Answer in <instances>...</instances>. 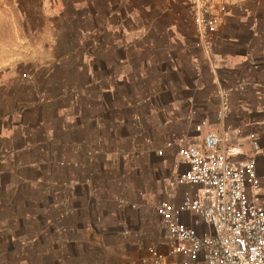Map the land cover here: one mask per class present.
Returning a JSON list of instances; mask_svg holds the SVG:
<instances>
[{
  "label": "crops",
  "instance_id": "obj_1",
  "mask_svg": "<svg viewBox=\"0 0 264 264\" xmlns=\"http://www.w3.org/2000/svg\"><path fill=\"white\" fill-rule=\"evenodd\" d=\"M111 3L0 0V264H139L145 247L152 245L136 246L140 225L130 223L129 210L139 206L115 192L108 157L115 150L120 158V152L139 156L140 144L121 148L113 147V141L122 126L142 133V111L157 112L156 103L148 102L147 108L145 97L116 100L97 86L94 93L72 91L65 78H58L56 91L51 90L49 68L64 64L55 62L45 47L37 56L28 39V21H75L81 14L93 21L103 14V5L107 13L98 18L108 21ZM49 31L50 36L61 35L55 26ZM122 33L121 47L127 48L130 44L123 41L129 35ZM231 40L235 45L238 38ZM110 44L99 51L114 50ZM34 63L46 70L42 88L19 83L18 65L36 67ZM190 100L169 99L166 105L158 104V111L168 112V122L175 121ZM119 197L128 205H121Z\"/></svg>",
  "mask_w": 264,
  "mask_h": 264
},
{
  "label": "rangeland",
  "instance_id": "obj_2",
  "mask_svg": "<svg viewBox=\"0 0 264 264\" xmlns=\"http://www.w3.org/2000/svg\"><path fill=\"white\" fill-rule=\"evenodd\" d=\"M123 1L111 0L108 21L98 18L107 13L104 5L103 14L93 21L86 14L75 21H28L31 32L28 39L38 49L37 56L41 57L45 47L55 62L64 64V68L59 65L52 69L55 64L49 68L54 77L51 90L56 91L58 78H65L64 84L72 91L91 89L94 93L97 86L113 93L116 100L145 97L149 99L147 108L148 102L156 103L158 109L152 115L145 109L142 111L145 114L142 133L122 126L120 135L130 139L117 141L118 135L113 141V147L121 148L130 142L140 144L139 156L124 157L120 152V158L115 150L108 157V164L113 162L109 174L114 176L115 192L139 206L129 210L130 223L140 225L141 232L133 230L138 233L136 246L158 245L163 233L154 210L166 192L173 190L176 149L167 150L162 157L154 151L165 141L190 134L193 124L200 119L218 128V85L229 91L231 117L226 124L231 130L240 128L244 134L257 135L259 150L255 157L264 193V0H236L229 23L212 36L208 55L196 46L192 12L183 0ZM47 25L57 27L61 35L50 36ZM122 31L129 35L123 41L124 45L130 44L125 45L127 48L121 47ZM233 37L238 38L235 45L231 43ZM106 44H114V50L99 51ZM34 65H18L19 83L42 88L46 70ZM243 79L256 82L258 87H247L241 92L230 90ZM186 97H191L190 103L181 106L177 120L168 122V112L158 111L162 109L158 104ZM233 135L229 136L234 143L249 150L248 140Z\"/></svg>",
  "mask_w": 264,
  "mask_h": 264
},
{
  "label": "built area",
  "instance_id": "obj_3",
  "mask_svg": "<svg viewBox=\"0 0 264 264\" xmlns=\"http://www.w3.org/2000/svg\"><path fill=\"white\" fill-rule=\"evenodd\" d=\"M190 7L196 46L211 51L212 36L227 23L236 0H183ZM239 80L230 90L249 87ZM253 88L258 84L253 83ZM217 129L205 119L190 134L157 148L176 149L172 191L155 207L163 240L145 247L139 264H264V193L255 154L257 135L226 124L229 91L217 87ZM246 139L249 150L231 140ZM128 205L124 199H117ZM135 208L134 205H130Z\"/></svg>",
  "mask_w": 264,
  "mask_h": 264
}]
</instances>
